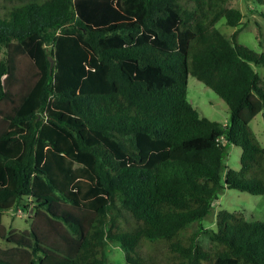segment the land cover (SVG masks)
Segmentation results:
<instances>
[{"label": "trees", "instance_id": "obj_1", "mask_svg": "<svg viewBox=\"0 0 264 264\" xmlns=\"http://www.w3.org/2000/svg\"><path fill=\"white\" fill-rule=\"evenodd\" d=\"M191 1L0 0V264H106L108 241L128 264H264V220L221 208L200 225L225 188L264 194V52L238 42L228 0ZM20 56L34 78L16 94ZM189 74L224 125L187 99ZM13 206L29 229L2 224Z\"/></svg>", "mask_w": 264, "mask_h": 264}, {"label": "rangeland", "instance_id": "obj_2", "mask_svg": "<svg viewBox=\"0 0 264 264\" xmlns=\"http://www.w3.org/2000/svg\"><path fill=\"white\" fill-rule=\"evenodd\" d=\"M185 6H191V0H181ZM228 6L239 8L243 13L241 30L237 35L239 43L258 52H264V3L253 0H228ZM216 27L223 34L230 37L235 27L223 23L220 19ZM2 49H0V56ZM264 86V67L254 65ZM32 66L27 56H20L18 61L17 80L12 85V90L17 94L22 88L33 80L31 74ZM187 99L196 107L197 111L212 120H217L224 125L229 119V110L226 103L206 84L193 75H188ZM2 107L7 104H1ZM250 126L259 141L264 147V109L258 112L250 121ZM241 149L234 144H227L224 154V162L227 167L237 169L239 167V156ZM223 176V173H222ZM211 212L200 221L203 227L214 226L215 214L221 208L231 211H238L247 219L264 220V194H251L247 191L235 188H225L212 201ZM33 210L15 207L5 210L2 214V224L8 230L10 228L29 229L31 220L30 215ZM196 227L195 224L192 225ZM198 241L203 246H208V238L204 234H199ZM146 246L144 249H148ZM107 263L106 264H128L125 260L124 250L118 242L108 241L106 245Z\"/></svg>", "mask_w": 264, "mask_h": 264}, {"label": "water", "instance_id": "obj_3", "mask_svg": "<svg viewBox=\"0 0 264 264\" xmlns=\"http://www.w3.org/2000/svg\"><path fill=\"white\" fill-rule=\"evenodd\" d=\"M49 59H50V64H52L53 63V60L50 58V56H49Z\"/></svg>", "mask_w": 264, "mask_h": 264}]
</instances>
